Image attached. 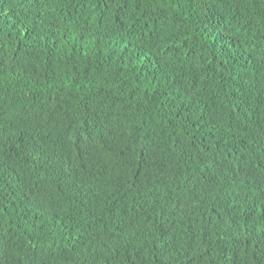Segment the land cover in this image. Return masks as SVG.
Instances as JSON below:
<instances>
[{
  "label": "trees",
  "instance_id": "trees-1",
  "mask_svg": "<svg viewBox=\"0 0 264 264\" xmlns=\"http://www.w3.org/2000/svg\"><path fill=\"white\" fill-rule=\"evenodd\" d=\"M0 264H264V0H0Z\"/></svg>",
  "mask_w": 264,
  "mask_h": 264
}]
</instances>
